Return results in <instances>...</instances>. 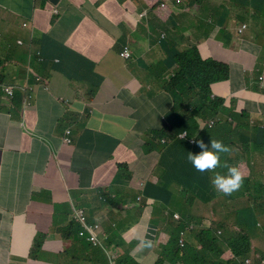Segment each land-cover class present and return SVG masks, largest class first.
<instances>
[{
	"label": "crops",
	"instance_id": "obj_1",
	"mask_svg": "<svg viewBox=\"0 0 264 264\" xmlns=\"http://www.w3.org/2000/svg\"><path fill=\"white\" fill-rule=\"evenodd\" d=\"M259 1L251 0L249 3L246 0H205L202 4L205 15L202 18L196 12L198 9L186 14L187 12H183L180 7L170 5L148 30L146 24L148 18L140 19L144 0H0V49H2L0 71L19 65L24 67L26 62L20 61L18 55L6 49L14 46L11 35L17 34L23 22L22 17L15 15L12 10L27 15L34 6L37 13L34 11L30 16H35L38 27L49 19L53 8L63 13L62 18L50 33L47 32L42 42V47L50 55L49 59L54 60L55 57L60 61H50L44 65L34 62L31 65L49 78L50 90L46 91L43 86H36L31 80L30 84L35 85V103L25 115L22 113L20 98L11 106L0 96V264H71L69 260L58 258V255L71 248L68 244L72 247L76 244L74 241L62 242L57 232L64 226L57 225L58 215L69 206L73 195L64 179L69 173H80L79 171L98 157L115 150L122 141L110 135L120 136L124 130H128L127 124L131 119L144 117L150 122H157L160 126L164 124L162 109L164 106L171 109L172 101L170 97L161 93L164 83L160 74L157 77L161 81V86L151 82L158 79L148 70L152 68L155 74L158 73L157 70L161 68L158 65L165 59L166 48L176 46L177 42H180L183 49H191L199 43L201 36L217 26L224 34L216 37L215 43H211L206 51L207 44H202L200 55L217 62L224 61L232 68L235 82L237 84L242 82L243 85L246 83L250 87L249 92L226 93V98L233 95L239 101V107L247 105V102L264 107V84L261 86L257 81L264 73V44L263 47H259L245 42L238 43L231 35V33L235 35L238 26H234L233 23L240 14L264 10ZM194 2L195 0L190 2L191 7ZM38 12L45 19L39 18ZM261 16L264 18V15ZM170 18L174 19L173 23L169 21ZM227 18L230 20L223 23ZM144 25H147V29ZM154 35L157 36V43L165 35L163 41L166 45L156 47V43L152 42ZM123 46L131 50L138 61L136 65L128 66L120 60L119 53ZM131 71H137L139 77ZM94 73L100 81L102 79V84L107 81L113 83L118 101L114 102V106L108 107L110 109L108 111V108H102L99 99L96 98L91 107L92 115L81 119V111L86 102L79 99L76 89L83 94L88 92V87L83 82L94 85L96 77ZM17 81H21V78L19 77ZM215 87L216 85L212 88V93L219 97L214 91ZM253 88L258 91L257 94ZM141 90L147 93L144 94ZM58 98L66 100L68 105L61 104ZM121 111L125 118L120 116ZM216 111L222 117V121L227 119L223 107L219 106ZM30 116L36 120L35 130L28 126ZM39 120H44L46 124L39 125ZM65 120H69L70 124L67 125ZM85 123H88L89 127L82 136H79V128ZM24 126L29 128V132L23 131ZM64 129L72 130L73 147L63 145ZM32 137L34 143L29 146ZM83 145L87 147L81 148ZM259 147L264 150L261 144ZM168 155L171 153L168 152ZM236 159L242 166L244 165V170L247 169L246 171L251 173L250 180L246 181L243 188L234 190L235 198L226 204L212 200L214 213L211 211V216H207L205 211L204 218L211 222H218L219 218L230 220V231L239 227L243 229L247 226L254 227L258 220L261 226L251 229L249 234L253 238L255 253L259 250L264 252V226L252 199L256 195L255 181L261 180V173L264 179L262 168L264 152L255 150L234 152L233 155L222 157V165L228 166V162L232 163L233 160L235 162ZM225 171L226 168L223 167L222 173ZM254 172L257 178L253 176ZM158 173L160 175L161 171ZM83 174L88 178L92 176L89 169ZM244 175L247 176V173ZM56 180L61 186V193H50L56 186ZM199 184L203 189L206 188L202 183ZM194 186L198 191H204L196 184ZM260 195L262 193L259 191L256 195L259 200ZM48 196L51 197L50 200ZM245 196L250 197V200ZM74 200L78 207L86 208L85 205L90 204L94 212L99 208V204L95 202H80L77 198ZM176 201L179 202L180 199L175 197L173 204ZM53 203L57 213L52 217ZM36 205L39 210H35ZM171 208L180 213L182 205L181 209ZM214 214L217 216L213 217ZM138 223L129 230L133 229L134 235L129 238L127 236L129 231H125L124 237L128 240L134 238L138 232ZM52 234L55 238L51 241H54L55 245L59 244V247H62L67 244L60 251L53 253L57 260L49 262L39 255L40 260H32L30 255L36 237L46 235L48 238ZM57 239L61 242L58 243ZM51 248L54 249L53 246ZM140 253L139 264H155L160 258L154 249L140 250ZM213 259L214 254L210 256V262ZM70 260L72 261L71 256ZM167 263L175 264L171 261ZM252 263H258L257 257Z\"/></svg>",
	"mask_w": 264,
	"mask_h": 264
},
{
	"label": "clouds",
	"instance_id": "obj_2",
	"mask_svg": "<svg viewBox=\"0 0 264 264\" xmlns=\"http://www.w3.org/2000/svg\"><path fill=\"white\" fill-rule=\"evenodd\" d=\"M247 1L248 0H246V2ZM197 3L198 0H195L194 4L191 7L190 2L188 0H144V7L141 12L140 19L146 20L148 18V22H146V24H148V30H149L150 25L158 21V16L162 12H164L168 6L171 5V6L180 7L183 12L184 11L187 12L186 14H191L193 10L197 9L196 8ZM259 3L262 4V6H264V0H260ZM34 11L37 13V9L33 6V9L30 14L19 15L22 17L23 22L21 28L18 30L16 34V38H13L14 46L12 48L6 47V49L7 48L10 49V52L12 54H16L15 52L16 45H22L25 47L27 60L24 64V67L20 65L22 69L21 73H25V75L21 79V81H17V80L13 81L11 79L6 80V78L0 81L1 98L9 102L11 106H13V102L16 103L18 98H20L23 109L22 113L24 115L34 106L35 85L40 87L43 86L46 91L50 90L49 78L39 73L34 68V66L31 67L32 63L37 62L40 65H44L50 61H55V62L60 61L59 58H55V57L54 60L49 59L50 55L42 47V42L44 36L47 35V32L50 33L52 28L62 18L63 13H61L57 8H53L51 10L50 16L48 17L49 19L45 22L44 25H40L38 27L36 24L35 16L34 15L30 16ZM259 11L261 15H264V10L263 11L259 10ZM261 15H260V19L261 21L264 22V18H262ZM38 17L45 19L39 14V12H38ZM228 20H230V18L225 19L223 23H226ZM233 25L238 26L235 30V35L231 33L233 39L236 42L238 40V43L239 42L248 43L247 41H245L243 37L245 35V32L249 29L248 23L246 22L237 23L235 21ZM144 27L145 29H147V25H144ZM164 38L165 35L161 40L158 41V43H156V47L157 46L162 47L163 45H166V43L163 41ZM15 39H17V43L15 42ZM254 46L263 47V44L254 45ZM0 52H2V49H0ZM164 52L166 57V55L169 54V48H166ZM119 58L128 66L134 64L136 65L138 62L133 56L131 50L125 46L121 48V52L119 53ZM210 61L217 62L213 59H210ZM183 64L186 65L185 61L181 59V62L178 63L177 57L176 55H174V60L172 61H168L166 59L161 61V63L158 65L161 68L157 70L158 72L157 74L151 73L153 77H157V75L160 74L161 81L164 83L161 93L170 97L171 101L176 95L181 93V91L185 89L186 86L191 82L187 78L182 77V75H184L183 73H188V71L186 70L187 67H185ZM225 65L230 69V72H232V68H230L228 64ZM150 70H152V68H149L148 71ZM170 72H173V74H170ZM166 73L168 74L165 76ZM179 73L182 74L180 75ZM13 74L14 73L9 75L12 76ZM95 74L96 73H94V75ZM195 75L197 74L195 73ZM157 79L161 84L160 79L158 77ZM31 80L35 82V85L30 84ZM257 81L261 86L264 84V73L263 75L258 77ZM247 87L248 85L245 83V87L241 91H245ZM196 89H197L196 94H199V89L198 88ZM163 91L166 93H164ZM188 92L189 94L192 93L191 90ZM210 94L211 96L209 100L205 99L204 94H203V99H202V95L199 97V101H201L202 104H204L203 110L207 109L213 116L217 117L218 119H222V117L219 114H217L216 109L212 106L213 105L212 101L217 96H215L213 93ZM95 99L96 97L92 98L89 102L85 103L81 111V117H80L81 119H86L87 117L92 115L91 107ZM230 99L237 100L235 97H233V95L227 98L228 101ZM58 101H60V103L63 104L64 106L68 105L67 101L64 99L58 98ZM219 106L220 105H218L217 108ZM171 110L173 111L175 110V112H180V109L175 106H172ZM234 117L238 120L243 121V116L241 114L235 115ZM249 117L252 123H256L257 120L264 122V107L261 106L257 114L249 113ZM141 122L144 131H148V130L162 131V128L164 129L166 128L165 121L164 124L160 127V129H152L150 128V124L152 122H150L148 119L144 117H135L131 119L128 122V131L130 136H133L132 140L135 139V141L138 142H131L130 147L125 152L130 153L131 151L129 150L132 147H134L135 149L138 148L140 149L141 145H143L141 143L146 142V140L149 137L148 135L151 134V133H143V130H140V128L137 127L138 124ZM209 125L212 127L214 123L211 122ZM22 129L23 131L29 132V128L27 126L22 127ZM64 132L65 135L62 136L63 145L66 147H73L74 140H73L72 130L65 131L64 129ZM139 136H140V140H138ZM156 137H158V135H156ZM179 139L183 141H187L192 147H195L197 145V147L199 148L198 152L195 153L188 152L187 159L188 161H190L192 167L197 171L194 176V184L202 188V186L199 184L202 183L204 187H206L207 190L210 192L209 198L213 196L212 200H217L218 202L220 201L222 204L223 203L226 204L228 201H231L235 198L234 195L236 193H234L233 191L238 189L239 187L243 188L246 181L250 180L251 173L248 172L246 176L244 175L243 171H241L237 166L235 165L227 166V165H222L220 163L221 154L229 151L228 146L225 145L222 141L213 140V139H210L208 142H205L203 140L195 141L187 132L182 133L179 136ZM148 148L149 147H147V149ZM139 149L137 153L135 152V157L129 158V161H127V163L129 164V169L123 171V175L125 179L123 178L111 179L110 183H112L113 189H111L110 192L105 191V186L107 185L106 183H108L109 181L108 178L100 177V172L97 166H95L93 162L109 161L110 156L113 154L115 150H112L110 151L109 154L102 155L91 162V168L89 169V171L92 173L91 178L86 177L83 174L84 172L79 171L80 173H76V172L69 173L64 179V183L66 184V186L71 188L73 193L72 200L69 201V207L75 213L77 220L82 223V226H80V232L78 233V236H75L72 230H69L70 226H68L66 228L68 230L66 238H71L72 241H74L75 243H77L79 240L86 241L87 243L92 245L93 248L101 249L104 253L102 254L104 256L106 255L108 258H111L112 261H115V264H117L119 261L120 264L121 262H125V263L137 262L139 264L138 255L140 254V250L143 247H147L146 249H154L155 253L159 255L158 252L161 251L162 247L167 246L165 244V240L168 239V243H169V241L171 240V234L174 235L177 234V228L179 226V221L181 220L180 213L176 212L175 210L173 217L166 219L160 217L157 220L154 219L152 203L150 202L149 198H147L141 192L145 188L146 184L141 182L137 177H134L132 175L133 171H130L132 169H141L139 165H141L140 161L142 159L143 153L139 151ZM236 150H237L236 152L250 151V150H240L238 149V147L236 148ZM129 153H126V156H129ZM120 162L126 163V161L123 160H120ZM223 167L224 169L226 168V171L222 173ZM246 177L248 178L246 179ZM262 177H263V173L260 174L261 180L258 182L255 181L256 195L259 192L257 189L258 183L264 182V179ZM121 185L125 186L124 201H119L120 194L115 189L116 187ZM220 194L223 196H220ZM256 195L254 196V198L251 197L253 199L254 204H255V200L257 199ZM175 197L178 196L174 195L171 204H173ZM245 197L247 198V200H250V197L247 196ZM74 198H77L78 201L85 203L95 202L99 204V208L97 211L94 212V208L90 204L85 205L87 209L84 207H78L75 205L76 201L74 200ZM106 205L109 206L108 207L109 211H106L104 209ZM132 209L134 210L135 214L138 216L140 220L139 223L137 224L138 232L136 233L135 237L132 238V242L128 240L127 243H124L123 245L122 237H124V232L129 231L131 228L127 226L125 221L127 220L129 212H131ZM113 213L118 214L119 218L116 219L112 218ZM89 215H91L93 218L92 227H88V225L86 224L87 217ZM95 215H100L102 218H107L109 225L108 224L102 225L97 220L95 221ZM145 218L148 222L145 221ZM212 223L216 224L217 222L212 221ZM144 224L145 227L139 229V227H141V225L143 226ZM260 226L261 223L258 222V220H256L254 227L250 228L247 226L245 230L249 234V231L251 229L259 228ZM213 227H215V225L195 227L193 233V243L191 244L193 245L192 250L195 251V254L197 256L203 252H205L210 256L214 254L212 250L213 244L209 242L211 239L208 238L207 235H203V233L213 232L212 230ZM184 234H185L184 231H182L180 232L179 235L180 250H182L181 248H183L182 243L186 242V240L183 238ZM58 236L61 238L60 234ZM49 237L46 239L47 241ZM46 240L42 245V250H43V246L47 242ZM72 241H67V242H72ZM34 245H35V241H34ZM135 246L137 248H135ZM33 248H32V253H33ZM129 248H132L133 250L132 255L134 260L132 262H128L124 260L125 251ZM32 253L30 255V258L32 260L35 261L40 260V259L37 260L33 259ZM256 257L257 255L255 253L254 247L252 246L247 251H244L242 256L238 258V260L241 262L240 264H253L252 261H255ZM168 261H170V259L169 257H166L164 264H168L167 263ZM179 262L182 261L178 260L175 262V264H178ZM254 264H264V258L261 261L258 260V263H254Z\"/></svg>",
	"mask_w": 264,
	"mask_h": 264
},
{
	"label": "trees",
	"instance_id": "obj_3",
	"mask_svg": "<svg viewBox=\"0 0 264 264\" xmlns=\"http://www.w3.org/2000/svg\"><path fill=\"white\" fill-rule=\"evenodd\" d=\"M189 2H192V0H189ZM203 2H205V0H198L196 5V8L199 10H196V12L200 14L201 18L205 15V11L202 8ZM220 34L224 33L220 32V29L215 26L211 28V32H206L201 36L199 43L192 46L191 49H183V47L180 46L179 54L185 61L186 65H183L187 67L186 70L188 71V73H183L184 75H182V77L187 78L191 82L194 81L195 84H191L190 82L170 103V106L178 107L180 112H175V110L173 111L167 106L163 107L162 117L166 122L165 129L162 128V131L143 130V133L151 134L148 135L149 137L146 142L141 143L143 144L141 148H138L139 151L143 153L140 161L141 165H139L141 169H136L137 171H133L132 175L146 184L141 192L149 198L152 203L154 219L157 220L160 217L164 219L173 217L175 211L171 209L174 205L171 204L172 199L174 195H177L180 199L183 197V199L178 202H182V210H180L181 220L177 228V236L171 234L169 244L163 246L161 251L158 252L161 258L155 264H164L166 257H169L171 262L181 260L182 264H195L196 262L202 264H214V262L215 264H240L241 262L238 258L242 256L244 251H247L253 246V238L245 229L239 227L234 231H229L230 220L225 221L219 218L218 222L214 224L209 219L204 218L205 211H212L214 213L213 203H211L213 196L209 199L210 192L207 188H204V191H198L195 188L194 176L197 171L187 159L188 152H198L199 148L197 145L192 147L187 141L179 139L182 133L187 132L195 141L203 140L208 142L210 139L222 141L228 146L229 151L221 154V164L222 157L233 155L234 152L237 151V147L240 150L264 152V150L259 147L261 144L264 148V122L257 120L256 123H252L249 117V113L257 114L261 106L256 103L247 102V105L239 107V101L234 99L228 101L225 94H233L235 91H241L245 87V84L243 85L242 82H238L237 84L235 82L234 74L231 72L230 75V69L225 65L224 61H218L217 63L210 61V58H205L200 55L199 51L201 45L207 44L205 47L206 51L211 46V43H215L214 39ZM1 66L2 61L0 60V67ZM21 71L20 65L1 70L0 81L4 78H6V80L14 79L22 74ZM12 73L14 74L10 76L9 74ZM195 73L197 75H195ZM179 74L181 75L182 73ZM96 78L98 82L94 83L93 88L99 89L103 81L102 79L100 81L97 76ZM215 85L214 91L219 97L213 99L212 106L215 109H217L218 105H220L221 108L224 106L223 108L228 116L225 121L213 116L207 109L203 110L204 104L199 101L201 95L203 99V94L205 95V99L209 100L211 96L210 93H212V88ZM196 88L199 89V94H196ZM190 90L192 92L191 94L188 92ZM249 90L250 87L248 86L245 91L249 92ZM255 93L257 94L258 91L255 90ZM255 97L258 98L259 96ZM239 114L243 116V121L234 117ZM211 122L214 123L212 127L209 125ZM156 135H158V137H156ZM147 147L149 148L147 149ZM2 148H4V144H2ZM138 149L134 147L130 148V158L135 157V152L137 153ZM168 152H170L171 155H168ZM233 165L248 174V171H246L247 169H243L244 165L242 166L238 159H236L235 162L233 160L232 163L228 162V166ZM160 171L161 174L159 175L158 172ZM248 177H246V179ZM55 182L56 186L53 188V192H58L61 186L57 180ZM257 189L262 195L259 197L260 200L258 198L255 200L254 205L261 216V222L264 226V182L258 183ZM50 193H52V191ZM50 199L51 197L48 196V200ZM52 207L53 217L57 213L55 203L52 204ZM68 214L72 215V219H67L69 217ZM233 217H235V214ZM58 220L57 225L59 227L64 225L57 230L61 236L62 242L67 243V241H72L71 238H66L68 233L66 228L68 226H70L69 230H72L73 234L78 236L82 223L77 220L75 213L69 206L59 213ZM145 221L148 222L146 218ZM238 223L240 224V220H238ZM86 224L88 227H92L93 218L91 215L87 217ZM206 225H215V227L212 228L213 232L203 233V235H207V237L211 239L209 242L213 244L212 250L214 252V259L212 262H210V255L205 252L197 256L195 251L192 250L193 245L191 244L193 243L195 227ZM144 227L145 224L143 226L141 225L139 229ZM182 231L185 233L183 238L186 242L182 243L183 248L180 250L179 235ZM46 239V235H38L36 238L32 253L33 259H38L37 252L42 250V245ZM122 241L127 243L128 238L122 237ZM68 247L71 248L62 255H58V258L69 260L71 264H115V261L103 255L104 253L101 249L93 248V246L86 241L79 240L73 247L69 244ZM135 248L137 247L135 246ZM146 248L147 247H143L141 250H145ZM84 254L87 255L84 256ZM256 255L259 261L264 258V252L262 250L257 251ZM70 256L72 257V261L70 260ZM117 264H120V261ZM121 264L138 263L121 262Z\"/></svg>",
	"mask_w": 264,
	"mask_h": 264
},
{
	"label": "rangeland",
	"instance_id": "obj_4",
	"mask_svg": "<svg viewBox=\"0 0 264 264\" xmlns=\"http://www.w3.org/2000/svg\"><path fill=\"white\" fill-rule=\"evenodd\" d=\"M247 2L251 3L250 0H248ZM243 7L244 6L242 5L241 8H243ZM251 9L255 10L254 8H251ZM12 12L15 15H21L18 12H14L13 10H12ZM3 14L5 15L6 12H3ZM259 14H260V11H257V12L251 11L249 14H245V15H241L240 14L239 17H237V19L234 17L237 23L240 22L239 20H244L246 23H248L249 29L245 32V35L243 37H244L245 41H247L248 43L254 44V45H262V44H264V22L261 21V19H260V15L261 14L260 15ZM173 21H174V19L170 18V22L173 23ZM215 23H216V20H215ZM0 28H1V25H0ZM11 37L12 38H16V34L11 35ZM15 42L17 43V39H15ZM152 42L157 43V36L154 35L152 37ZM167 42H169V39H168ZM180 46H182V43L177 42L176 46L170 47L169 48V54L166 55L165 59L168 60V61H172V60H174V55H176L178 63L181 62L182 57L179 54L180 53ZM15 52H16V55H18V58L20 59V61L25 62L27 60L26 50H25L24 46L16 45V51ZM131 72L134 75L139 77V73L137 71H131ZM149 72L154 73L155 70H150ZM167 74L168 73H166L165 76ZM170 74H173V72H170ZM24 75H25V73H22L21 76H18V77L14 78V79H11V80H13V81L17 80L19 77L22 79L24 77ZM105 80H106V78H105ZM95 82H98L96 77H95ZM107 82H104L99 89L91 88L93 85L88 84L86 82H83V84H85L88 87V92L83 94V92L78 90V88H77L76 91H77V94L79 95V99L80 100L83 99L87 103L92 98L96 97V98L99 99L100 105L102 106L103 109H106L108 107L114 106L115 105L114 102L116 100L118 101L117 96L115 95L116 90H115V88L113 86V83H109V82L107 83ZM151 82L161 86V84L159 83L158 80L157 81L152 80ZM191 84H195V82L192 81ZM141 91L144 94L147 93V91H145V90H141ZM66 108L69 109L68 107H66ZM129 110L131 111L132 108H130ZM108 111H110L109 108H108ZM120 116L122 118H125V116H124L122 111L120 112ZM108 120L109 119L107 118V123H108ZM35 123H36V120H33V118L30 116L29 119H28V126L32 130H35L34 129L35 128ZM65 123L67 125H69L70 121L69 120H65ZM38 124L39 125H45L46 122L44 120H39ZM88 127H89L88 123H85L83 126H81L79 128L78 135L82 136L86 132ZM127 127H128V124H127ZM137 127H139L140 130H143L142 122L139 123ZM160 127L161 126L155 121H153L150 124V128H152V129H160ZM110 136L115 137L119 141H122V143H120V145L115 149L113 154L110 156V160L109 161L93 162L94 165L97 166V168H98V170L100 172V177L101 178L105 177V178H108V180H109L108 183H106L107 185L105 186V191L106 192H110L111 189H113L112 183H110L112 178H114V179H117V178L125 179V177L123 175V171H126V170L129 169V164L127 163V161H129V158H130L129 156H126V153H129V152H125V151L130 147V145H131L130 143L131 142H138V141H135V139L132 140L133 136H130L128 130H124L120 136L113 135V134H111ZM30 140L31 141L28 144L29 146H31L34 143V138L32 137ZM138 140H140V136L138 137ZM86 147H87L86 145H83L81 148H86ZM120 160L126 161V163L120 162ZM90 168H91V164L87 165V167L85 169L81 170V172H85V171H87ZM253 176L255 178H257L255 172H254ZM115 189L120 194L119 201H124V198H125V186L121 185V186L116 187ZM52 193H54V194L61 193V191H58V192L54 191ZM220 196H223V195L220 194ZM180 204L182 205V202L178 203V201H176V202H174V205L172 207L174 209H181V205ZM250 205L251 204H249V206ZM108 207L109 206L106 205L104 207V209L106 211H109ZM35 210H39L37 205L35 207ZM177 211H179V210H177ZM68 215H69V217L67 219H72V215L71 214H68ZM206 215L207 216H211V212L210 211H206ZM112 216H113L112 218H114V219L119 218L118 214H115V213H113ZM214 216H217V215L214 214L213 217ZM96 220L98 222H100L102 225L108 224L107 218H102L100 215H95V221ZM139 221L140 220H139L138 216L135 214L134 210L132 209V211L129 212L128 218H127V220L125 222H126L128 227L133 228L136 225V223L139 222ZM133 235H134V232H133V229H132L131 231L128 232L127 236L130 238ZM53 238H55V236H53V234L50 235L47 243L43 246V250L37 252L38 255L42 259H44V260L47 259V260H49V262H50V260H54V261L57 260V257L54 256L53 253L56 252V251L57 252L60 251L61 248L66 246V245H64L62 247H59V244L55 245V242L51 241V239H53ZM129 241L132 242V238ZM57 242L60 243L61 240L57 239ZM165 244L166 245L169 244L168 243V239L165 240ZM123 245H124V242H123ZM51 246H53V248L55 250L52 249ZM132 251H133L132 248H129V249H127L125 251V256H124V260L125 261L132 262L134 260L133 255H132ZM123 252H124V250H123ZM178 264H182V262H179ZM195 264H199V263L197 262ZM214 264H215V262H214Z\"/></svg>",
	"mask_w": 264,
	"mask_h": 264
}]
</instances>
